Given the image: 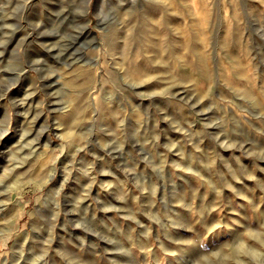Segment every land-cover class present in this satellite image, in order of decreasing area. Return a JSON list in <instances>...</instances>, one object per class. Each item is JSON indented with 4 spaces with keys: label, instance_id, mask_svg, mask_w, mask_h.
I'll use <instances>...</instances> for the list:
<instances>
[{
    "label": "rangeland",
    "instance_id": "rangeland-1",
    "mask_svg": "<svg viewBox=\"0 0 264 264\" xmlns=\"http://www.w3.org/2000/svg\"><path fill=\"white\" fill-rule=\"evenodd\" d=\"M0 264H264V0H0Z\"/></svg>",
    "mask_w": 264,
    "mask_h": 264
}]
</instances>
